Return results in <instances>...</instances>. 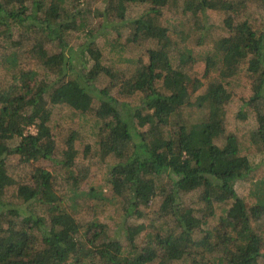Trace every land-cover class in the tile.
<instances>
[{"label": "trees", "instance_id": "obj_1", "mask_svg": "<svg viewBox=\"0 0 264 264\" xmlns=\"http://www.w3.org/2000/svg\"><path fill=\"white\" fill-rule=\"evenodd\" d=\"M101 1L107 7L100 17L114 20L111 28L118 36L126 26L119 25L127 20L126 11L134 6L145 8L136 20L128 19L135 28L125 39L143 38L151 44L147 62L141 61L131 76H122L119 85L124 94H142L138 107L120 102L108 89L93 86L101 74L112 76L93 41L86 40L80 50L89 66L86 63L82 71L72 74L75 55L65 36L69 30H84V21L79 13L72 17L67 12V0H0L1 58L17 70L9 72L11 83L5 89L0 86V264H264V226H257L264 219V177L254 181L253 168L240 152L241 141L225 135L224 127L231 98L229 81L244 66L253 81L251 101L259 102L252 108L256 129L250 142L264 151V24L255 19L234 23L245 6L234 0ZM257 1L264 9V0ZM179 3L182 14L194 17L197 24L198 15L206 10L233 16L223 22L228 35L202 52L203 77L217 75L207 84L184 70L194 62L193 47L178 51L174 65L169 53L172 31L157 24L164 8ZM17 30L21 34L15 39ZM30 32H39L40 38L57 42L61 48L48 54L41 41L32 46L43 78L37 71L19 68L17 50L30 39L21 35ZM83 36L88 38L89 31ZM197 45L201 48L202 42ZM49 77L51 82H47ZM51 105H64L97 125L95 151L102 160L115 161L108 184L112 199L125 197V218H142L140 207L159 199L154 214L174 227H159L138 240L145 225L128 226L124 243L118 231L110 232L109 224L93 218L79 223L72 213L78 208L77 197L103 196L98 188L78 190L85 176L74 170L77 136L71 131L63 145L56 144L49 126ZM16 140L11 147L9 143ZM91 148L85 146L86 155ZM10 155L32 166L51 162L56 169L35 166L28 180L19 182L7 171L5 161ZM57 173H63L69 194L56 190ZM239 181L251 183L254 202L237 195ZM14 186L15 202H10L7 190ZM186 194H195L205 210L185 206L182 198ZM21 205H26L27 213L21 212ZM209 218H215L211 227H207Z\"/></svg>", "mask_w": 264, "mask_h": 264}, {"label": "rangeland", "instance_id": "obj_2", "mask_svg": "<svg viewBox=\"0 0 264 264\" xmlns=\"http://www.w3.org/2000/svg\"><path fill=\"white\" fill-rule=\"evenodd\" d=\"M237 2H242L245 6L240 10V14L234 17V23H239L243 21H252L259 24H264L263 18V3L257 0H234ZM67 12L70 11L72 17L80 14L82 20L84 21V30L75 29L69 30L66 34L65 39L67 42V47L73 48V53L75 55L73 73L80 72L83 70V66L88 63L87 57L81 54V46L85 43L93 41L95 47L101 52L102 63L106 66L109 71H111L112 76L108 77L101 74L94 82L93 86L100 91L103 89H108L110 94L119 100L120 102H125L132 107H138L142 98L141 93L134 94H124L120 88V78L122 76L129 77L134 71L139 67V63L142 61L143 64L147 62V49L151 46L143 38H138L137 41H127L125 38L128 36L129 31L133 32L134 25L131 20H136L141 13L144 12L145 8L142 6H134L129 8L125 14L124 22L119 25L126 24V26L120 29L121 36H118V31H113V23L107 19V16L100 17L107 7L105 3L101 0H67L64 4ZM180 3L176 4V7L164 8L162 15L157 19V24L168 27L172 31V47L169 49V53L174 61V65H177L178 54L177 52L182 50L184 47L194 48V62L193 64H187L188 66L184 68L187 73L196 78L203 80L207 84L212 79L216 78L217 75H210V78L205 79L203 77V71L205 68L204 55L202 52L211 50L213 44L216 40L223 36H227L228 32L224 26V19L227 16H231V12L224 13L216 10H206L205 12L199 14L198 18L200 22L197 24L194 17L189 15H183L180 8ZM64 8V7H63ZM66 11V10H65ZM64 11H61L62 18ZM64 19V18H63ZM71 21V20H70ZM118 25V26H119ZM89 31L90 36L85 38L83 35ZM36 33V32H35ZM30 32V34H23L22 37L28 36L30 39L23 41L21 47L19 48L18 54L20 56L19 68L22 71L34 70L38 72V76L43 78V69L38 67L32 46L35 41H41L42 47L47 50L48 54H54L61 50L57 46V42H48L45 38H40L39 32L35 34ZM20 31H14L15 39L20 37ZM202 42V47L199 48L198 43ZM3 48V47H1ZM1 48H0V86L5 89L10 83L11 78L9 72L12 71L16 73L17 70H13L4 59L1 58ZM67 53L68 51L65 50ZM89 66V63L86 64ZM9 66L10 69L5 67ZM52 79L49 77L47 82H51ZM7 85V86H6ZM253 81L246 74L244 66L238 70V73L232 77L229 81L228 90L231 92V98L225 108V135L232 134L237 139L241 141L240 152H242L249 160L253 171L251 175L255 176L254 181L262 180L264 177V151L258 150L251 144V135L256 129V123L254 118L253 107L258 105L259 102L251 101L253 95ZM204 91V90H203ZM246 112L245 119L242 118V114ZM49 126L51 127L54 139L57 145H63L69 132L73 131L76 134V140L74 142V149L77 153L75 160V172L79 175L85 176L84 181L78 187L79 191L89 192L91 189L97 191L101 189V194L103 197H82L78 196L76 202L78 208L73 209L76 220L79 223H86L88 221L94 220L110 225V232L117 235L122 242L125 243V228L128 226L135 227L138 224L145 225V230L140 234L139 239L146 235L148 232L155 233L159 227L167 225L168 227H174V225L169 222V220H164L158 218L154 212L157 211L159 199L150 203L147 207L141 206L140 209L143 212L142 218H137L135 216H130L125 218L123 202L125 197L118 200L112 199V187L108 184V174L110 167L115 163L112 158H102L95 151L97 143V125L93 123L89 116L81 115L78 112H73L71 109L65 107L64 105H51V117L49 121ZM144 130V129H143ZM17 140L9 143V145L15 146ZM219 145L223 144V139L218 142ZM90 145L93 151H89L86 155L85 146ZM85 152V154H84ZM6 168L12 177L16 178L19 182L22 180L27 181L32 169L35 166L43 164L50 171L56 169L55 164L51 162L42 161L40 163H35L33 166L31 163L23 164L19 161V157L16 155H10L6 158ZM55 177V188L60 194H69L67 189L69 185L65 182L63 173L54 174ZM235 190L238 196L245 197L249 202H254L253 196L250 194L251 183L246 181H239L235 185ZM15 191V186L7 190V199L10 202H15L13 194ZM250 192V193H249ZM198 194V193H197ZM198 196V195H197ZM182 197V196H181ZM103 198V199H102ZM6 199V200H7ZM182 202L188 207H199L205 210V205L199 201L195 194H186L182 198ZM222 205H219V209ZM21 212L27 213L26 205L19 206ZM37 211V210H36ZM218 214L220 210H217ZM165 222H168L166 224ZM215 222V218H209V224L207 227H211ZM257 226H264V219L258 222ZM151 264H159L155 261ZM167 264H188V262H170Z\"/></svg>", "mask_w": 264, "mask_h": 264}]
</instances>
